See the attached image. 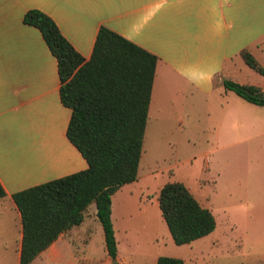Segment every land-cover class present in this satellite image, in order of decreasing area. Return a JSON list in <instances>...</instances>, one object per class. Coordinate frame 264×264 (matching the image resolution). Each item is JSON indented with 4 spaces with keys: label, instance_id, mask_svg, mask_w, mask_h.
<instances>
[{
    "label": "crops",
    "instance_id": "1",
    "mask_svg": "<svg viewBox=\"0 0 264 264\" xmlns=\"http://www.w3.org/2000/svg\"><path fill=\"white\" fill-rule=\"evenodd\" d=\"M28 9H37L51 18L83 60L89 58L100 26L157 57L144 134L152 114L155 135L166 140L168 133L171 136L175 132L177 116L192 111L193 98L209 96L216 89L230 91L223 87V80L253 85L264 92V80L256 76L248 79V69L252 68L239 54L247 50L264 71V0H0V185L6 194L0 201H5L18 221L16 264L20 222L10 195L87 167L65 136L70 110L59 101L55 58L40 32L22 22ZM254 73L258 77L264 75ZM248 105L241 104V112L251 113ZM245 113L234 117L235 126L262 128L261 133L264 132V118L245 120ZM243 121L246 127L242 126ZM180 128L191 144L197 140L209 143L207 134L212 128L207 122L190 120ZM256 134L242 136L239 142ZM246 155L245 150L238 151L235 162L242 164ZM142 165L140 155L135 180L121 185L110 197L112 228L114 198L133 196L139 204V195L148 188L144 181L152 172ZM250 191L252 226L262 229L264 186L257 184ZM88 207L80 224L60 233L30 264L107 261L106 251L101 258L92 256L90 228L94 227L96 216L95 207ZM88 209L89 220L85 212ZM113 234L118 264L122 259L118 256L114 228ZM256 241H264L262 235Z\"/></svg>",
    "mask_w": 264,
    "mask_h": 264
},
{
    "label": "trees",
    "instance_id": "2",
    "mask_svg": "<svg viewBox=\"0 0 264 264\" xmlns=\"http://www.w3.org/2000/svg\"><path fill=\"white\" fill-rule=\"evenodd\" d=\"M22 22L40 32L55 58L59 101L70 110L65 136L87 167L10 195L19 213L18 264H30L60 233L80 224L90 203L95 207L109 264H117L110 197L136 178L158 59L100 26L90 56L83 60L43 12L28 9ZM239 54L247 66L264 73L247 50ZM222 85L246 102L264 105V92L256 86L230 80H223ZM5 196L0 185V199ZM156 203L175 245L189 243L214 229L209 209L201 206L181 182L161 185ZM154 264L184 262L158 256Z\"/></svg>",
    "mask_w": 264,
    "mask_h": 264
},
{
    "label": "rangeland",
    "instance_id": "3",
    "mask_svg": "<svg viewBox=\"0 0 264 264\" xmlns=\"http://www.w3.org/2000/svg\"><path fill=\"white\" fill-rule=\"evenodd\" d=\"M248 70L251 74L248 79L256 76L264 80V75L258 77L256 71ZM190 103L192 111L177 116L175 132L171 136L168 133L166 140L155 135L150 115L141 148L142 166L152 172L144 181L148 188L139 195V204L133 196L126 199L116 196L113 200V228L118 256L122 259L118 264H152L158 255L180 258L184 264H264V241H256L258 235L264 239V218L263 228L257 230L250 215V188L257 184L264 186V132L261 133L262 128L235 126L234 117L245 113L241 112V104L249 103L231 91L216 89L209 96L193 98ZM248 106L252 112L243 115L245 120L264 118V105ZM190 120H201L211 126L208 144L201 140L191 144L181 134L180 126ZM242 126L246 127L244 121ZM253 133L257 134L250 140L239 142L242 136ZM241 150L246 151L247 160L237 164L235 157ZM169 181L181 182L209 209L215 222L209 234L181 245L172 242L156 203L158 188ZM0 202V264H16L18 221L5 201ZM88 206L94 207L93 203ZM94 227L90 228V249L97 259L105 249L97 219ZM98 264H109L108 257Z\"/></svg>",
    "mask_w": 264,
    "mask_h": 264
}]
</instances>
